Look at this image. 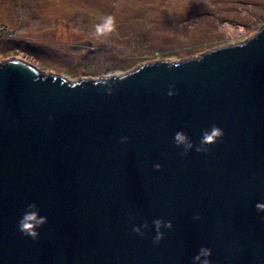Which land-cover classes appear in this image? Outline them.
<instances>
[{
	"label": "water",
	"instance_id": "water-1",
	"mask_svg": "<svg viewBox=\"0 0 264 264\" xmlns=\"http://www.w3.org/2000/svg\"><path fill=\"white\" fill-rule=\"evenodd\" d=\"M212 125L219 141L180 155L177 131L198 146ZM33 202L47 217L37 240L17 228ZM258 203L264 25L197 56L97 78L0 59V264H193L201 247L210 264H264ZM156 219L172 224L159 244Z\"/></svg>",
	"mask_w": 264,
	"mask_h": 264
},
{
	"label": "rangeland",
	"instance_id": "rangeland-1",
	"mask_svg": "<svg viewBox=\"0 0 264 264\" xmlns=\"http://www.w3.org/2000/svg\"><path fill=\"white\" fill-rule=\"evenodd\" d=\"M109 15L115 30L97 34ZM263 25L264 0H0V59L97 78L197 56Z\"/></svg>",
	"mask_w": 264,
	"mask_h": 264
},
{
	"label": "clouds",
	"instance_id": "clouds-1",
	"mask_svg": "<svg viewBox=\"0 0 264 264\" xmlns=\"http://www.w3.org/2000/svg\"><path fill=\"white\" fill-rule=\"evenodd\" d=\"M116 23L115 18L111 15L105 17L104 23L97 26V34L103 35L105 33H110L115 30ZM168 95H172L171 92ZM223 130L216 125H212L209 129L202 131L199 145L195 146L191 138L182 131H177L174 134V144L177 147H182L183 151L180 153L181 156L187 155L190 150L195 149L196 152L208 151V146L215 144L223 137ZM127 137H122L120 139L121 143L127 142ZM154 169L159 171L161 165L155 164ZM256 208L258 211H264V204H257ZM41 210L36 203H29L21 214V218L17 222L18 231L25 236L30 237L32 240H37L39 237V229L46 224L47 217L40 214ZM193 219H199L196 215ZM153 225L156 231V236L153 239L154 244H159L160 240L163 238V232L161 228L170 229L172 227L171 221H163L161 219H156L153 221ZM148 224L144 223L141 226L133 227V231L137 234L143 235L141 228H147ZM211 255V249L201 247L198 254L193 257V264H210L207 259ZM203 258V259H202Z\"/></svg>",
	"mask_w": 264,
	"mask_h": 264
}]
</instances>
